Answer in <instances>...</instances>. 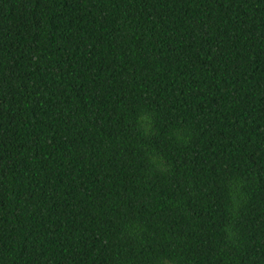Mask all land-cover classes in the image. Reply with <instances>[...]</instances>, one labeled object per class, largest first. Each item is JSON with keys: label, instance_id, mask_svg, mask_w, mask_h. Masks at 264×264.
Listing matches in <instances>:
<instances>
[{"label": "trees", "instance_id": "16d2710c", "mask_svg": "<svg viewBox=\"0 0 264 264\" xmlns=\"http://www.w3.org/2000/svg\"><path fill=\"white\" fill-rule=\"evenodd\" d=\"M0 264H264V0H0Z\"/></svg>", "mask_w": 264, "mask_h": 264}]
</instances>
